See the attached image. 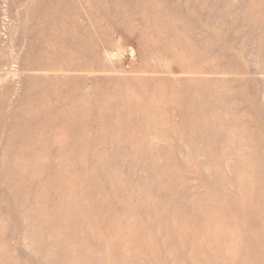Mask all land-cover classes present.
<instances>
[{"label":"rangeland","instance_id":"374dc122","mask_svg":"<svg viewBox=\"0 0 264 264\" xmlns=\"http://www.w3.org/2000/svg\"><path fill=\"white\" fill-rule=\"evenodd\" d=\"M0 264H264V0H0Z\"/></svg>","mask_w":264,"mask_h":264}]
</instances>
